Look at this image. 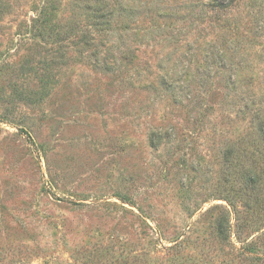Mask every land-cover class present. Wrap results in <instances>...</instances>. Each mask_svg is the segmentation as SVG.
Returning a JSON list of instances; mask_svg holds the SVG:
<instances>
[{"label": "rangeland", "instance_id": "rangeland-1", "mask_svg": "<svg viewBox=\"0 0 264 264\" xmlns=\"http://www.w3.org/2000/svg\"><path fill=\"white\" fill-rule=\"evenodd\" d=\"M0 264H264V0H0Z\"/></svg>", "mask_w": 264, "mask_h": 264}]
</instances>
